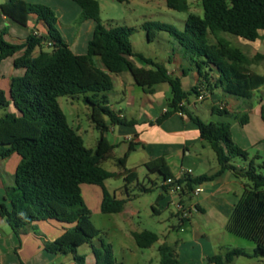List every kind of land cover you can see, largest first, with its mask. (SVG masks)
Wrapping results in <instances>:
<instances>
[{
  "label": "trees",
  "instance_id": "1",
  "mask_svg": "<svg viewBox=\"0 0 264 264\" xmlns=\"http://www.w3.org/2000/svg\"><path fill=\"white\" fill-rule=\"evenodd\" d=\"M71 1L81 8L83 21L95 23L85 55L75 54L62 39L56 28L58 18L50 7L24 0H7L1 5L2 14L15 23L27 26L35 16L48 30L47 38L30 34L21 44L7 42L5 30L0 32V65L23 53L15 60V67L26 71L23 76L11 80L9 96L0 89V111L6 112L0 117V157L7 159L14 154L21 157L15 185L6 189L11 209L5 205L0 207V214L7 219L13 232L16 235L31 230L39 233L35 223L46 220L74 225L57 240L46 242L45 250L53 254H73L76 264H85V255L78 251L89 245L96 264H122L116 259L112 245L105 243L92 223L82 186L101 187L100 210L103 214H120L129 202V199L116 198L107 189L105 182L122 173L110 172L103 168V164L114 158L116 148L105 136L110 126L134 124L121 120L109 107L108 94L114 89L113 76L131 71L133 67L129 58H137L148 67L133 71L137 86L146 93H153L154 87L160 84H168L171 88L168 110L157 122L161 124L183 112L198 127L200 138L211 146L219 164V170L212 175H185L181 179H175L164 157L151 160L144 167L150 174L159 176L162 195L179 185L181 197L191 196L196 187L215 180L226 171H231L238 180H247L226 229L252 242L255 251L248 254L234 248L210 257L209 263L232 264L241 256L264 259V173L259 172L263 167L255 164L259 156L250 160L249 152L233 141L230 123L204 122L188 107L189 99L192 96L197 98L201 88L208 94L221 88L229 97L246 100L264 87V76L253 72L247 55L225 37L231 35L250 42L260 39L264 31V0H200L204 10L202 17L190 12L187 0H166L170 9L188 13L184 30L180 32L151 22L143 25L150 42L156 38L151 27L169 32L181 46L185 59L191 66H196L202 80L199 86L189 91L183 89L181 79L170 74L166 66L134 51L131 38L135 29L106 27L100 18L99 1ZM46 42L52 44L48 51L42 50ZM37 48L41 51L35 55ZM210 68L219 75L215 82L210 79ZM78 95H84V102L91 110V120L101 132L95 149L85 146L83 138L68 124L59 105V98ZM11 104L18 114L7 113ZM212 113L219 117L238 118L217 106L213 107ZM240 122L246 123L243 119ZM134 149L135 145L130 143V152ZM128 158L129 153L117 159L118 165L124 169L126 192L138 180L136 170L126 168ZM237 159L247 166H236L233 162ZM169 180L173 183L169 184ZM140 191L148 193L153 188L142 186ZM132 236L141 249H149L159 241L156 233L147 230L134 232ZM159 251L160 264H180L174 247L163 243Z\"/></svg>",
  "mask_w": 264,
  "mask_h": 264
},
{
  "label": "crops",
  "instance_id": "2",
  "mask_svg": "<svg viewBox=\"0 0 264 264\" xmlns=\"http://www.w3.org/2000/svg\"><path fill=\"white\" fill-rule=\"evenodd\" d=\"M6 1L0 0V32L3 30L5 23L11 26L13 29L12 35L5 36L9 40H13L11 43H24L30 34L48 37L45 23L38 21L35 16L29 20L27 26H21L4 16L1 12V5ZM162 1L166 2V0ZM187 1L190 5V12L202 17L204 10L201 11L199 8L200 4L198 1L200 0ZM64 3L66 4L65 1ZM66 5L74 10L75 13L80 14L81 10L75 9L70 4ZM64 19L65 17L62 19L58 18V22L61 23ZM87 22L90 25L87 27L88 40L85 54H87L88 42L91 40L95 30V23L93 21ZM67 23L66 43L75 54L85 55L78 51L82 35L81 31L77 44L74 47L71 42L75 36V33L74 35L72 33L73 30L75 32V28L71 27V19ZM225 37L247 55L251 61V70L264 76V31L261 32V38L254 42L234 36L225 35ZM42 50L48 51L49 48L45 44ZM40 51L41 49L37 48L35 55H38ZM22 54L19 53L14 57L8 58L0 65V89L4 90L7 96L10 94L11 80L14 77L23 76L26 72L25 69L15 67V60ZM129 61L132 64V70L113 76L114 89L110 93L123 94L124 98L120 102L132 108V113H130L131 118L128 119L122 107L111 103L109 96L108 100L110 109L121 120L133 122L134 124L110 126L109 131L105 134L112 145L122 149L124 156L129 153L126 168H128L132 153L143 150L147 155L142 163L143 166L151 160L164 157L175 179H181L185 175L197 177L216 173L219 170L217 156L216 154L212 156L208 147L212 151L213 149L207 142L202 141L198 127L192 123L187 115L180 116L176 113L161 124L157 122L163 113L168 110V100L171 97L170 86L168 84H160L154 87L153 93H146L141 87L136 85L133 71L147 69L148 67L137 58H129ZM167 69L170 74L181 79L185 91L199 86L202 80L198 75L197 69H194L186 60L179 56H176L174 59L170 57ZM209 74L212 82H215L219 77L218 73L212 68H210ZM138 87L143 91V96L139 101L135 96ZM199 105L205 110H210L211 113L213 107L217 106L230 114L238 116L237 119L233 118L236 124H231V134L233 141L243 150L249 151L251 149L264 148V87L255 91L251 99L246 100L229 97L224 94L221 88H216L204 102H198L197 98L193 102H191V98L189 99L188 107L191 113L192 107L200 110V108L198 109ZM5 113V111H1L0 117L4 116ZM7 113L18 114L12 104L8 108ZM241 119L246 121L244 125L240 122ZM130 143L135 145V149L131 152L129 150ZM117 159L118 157L114 151V158L111 160L118 165ZM20 162L21 157L17 154L7 159L0 157V207L5 205L8 209H11V203L6 199V189L15 185V174ZM235 162L236 160L233 163ZM243 164V166L237 164L236 166L245 168L247 163L243 162ZM158 180L159 184L150 180V182H153L151 188L156 186V188L160 189L161 181L159 176ZM198 187L203 189V192L198 196L181 197L178 194L179 198L177 202H175L174 198L175 193L169 192L166 195H162L161 193L160 196L163 197L159 200V206L162 209L170 208L171 206L176 208L173 215L178 219L179 231L186 232L189 229L188 227H190L189 240L175 239L174 246L168 243L166 239L163 243H167L175 248L177 258L181 264H210V257L218 253H226L228 250L234 248L242 249L248 254H253L255 245H244L242 242H239V239L243 238L229 233L226 229L234 206L244 193V183L236 179L231 171H226L215 180ZM127 195L129 202L124 212L119 214L121 217L127 212L128 206L132 203V197H129L128 191ZM115 197L117 198V195ZM186 198L191 201L187 209L184 204ZM120 199L125 198L122 197ZM98 200L101 208V193L98 194ZM179 204L187 210L188 216L185 217L184 213L178 210ZM35 225L39 233L31 230L27 233L16 235L7 219L0 214V264H76L73 254H53L45 250L46 242L57 240L74 225H68L56 220L40 221L35 223ZM129 233L132 236L134 232L130 231ZM167 236L170 237V235ZM85 246H88V250L83 253L86 257L85 264H96L92 248L89 245ZM78 253L80 254L79 251ZM232 264H264V259L241 256L236 257Z\"/></svg>",
  "mask_w": 264,
  "mask_h": 264
},
{
  "label": "rangeland",
  "instance_id": "3",
  "mask_svg": "<svg viewBox=\"0 0 264 264\" xmlns=\"http://www.w3.org/2000/svg\"><path fill=\"white\" fill-rule=\"evenodd\" d=\"M24 1L31 4L48 6L54 10L57 18L62 19L65 17L64 21L61 23L57 22L56 24V28L65 42L67 40L65 34L68 31L67 21L71 19V27L75 28V32L74 30L72 32L73 35L75 33V36L72 38L71 43L75 47L81 31L82 35L79 41L80 47L78 51L79 53H86L88 40L87 27L90 23L82 20V11H80V14H77L74 10L70 9L68 5H66L70 4L75 9L81 10L77 4L73 3L71 0ZM98 1L101 8L100 18L106 27L128 26L135 29L131 41L136 53L143 54L145 57L151 58L166 67L169 66L170 57L174 59L176 56L181 57L186 60L189 65H191L183 56L182 48L178 41L169 32L161 30L157 26L151 27L152 31L156 33V38L150 42L147 38V32L143 29V25L145 23L151 22L156 25H167L182 32L188 19V13L172 10L167 6L166 2L162 0ZM198 2L200 4L199 8L203 11L201 2ZM3 30H5L6 36L12 35L13 29L7 23L4 24ZM5 39L9 43L13 41L9 40L8 37H5ZM192 67L196 69V66L193 65ZM108 96L110 102L118 107H122L124 112L127 114L128 119H130L132 108L120 102V100L124 98L123 94L112 92ZM135 96L139 101V99L143 96L141 88L138 87L136 89ZM194 100H196V98L195 96H192L191 102ZM59 105L67 118L68 124L83 138L85 146L89 149H95L97 147L98 140L101 137V132L96 128L95 124L91 120V110L84 102V95H78L76 97H61L59 98ZM199 108L200 110H196L192 107L191 111L195 116H199L206 122H227L232 125L236 124V121L231 117H219L212 114L210 110L203 109L200 105L198 106V109ZM208 148L212 156H215L214 151H212L210 147ZM248 152L250 160L259 156L258 159H255V164L257 167H263L259 170V172L264 173V148L251 149ZM115 153L118 158L124 157L122 149L119 147L116 148ZM146 157V152L143 150L132 153L127 169H135L138 173V180L128 187L129 197H132V203L128 206V210L124 213L123 217L119 214L107 215L101 213L100 202L98 200V194H102L101 187L91 185L82 186L83 198L85 204L91 211L92 223L100 231V237L105 241V243L112 245L116 259L122 264H160L161 254L159 247L165 239L173 246L175 239H190V227H188L189 229L186 232H180L178 229V219L173 215L176 208L171 206L170 208L162 209L159 206V198L162 193L159 188H156L155 186L153 191L148 193L140 191V187L142 186L151 188L153 186V182L159 184L158 175L150 174L142 165ZM243 162L244 161L241 159H237L234 164L243 166ZM103 168L111 172H122V174L118 177L107 180L105 185L110 193L117 195L118 199L122 197L127 199L128 195L125 187L126 182L124 180V170L113 160L105 162L103 164ZM150 180L153 182H150ZM241 181L244 185L248 183L245 179H241ZM174 198L175 202H177L179 198L178 194H174ZM190 203L191 201L186 198L184 201L186 209L189 207ZM146 230L156 233L160 237V241L155 243L152 248L141 249L138 247L133 236H131L129 232H143ZM167 235H170V237ZM95 242L98 243V241ZM239 242H242L246 246L254 245L252 242L244 239H239ZM87 250L88 246H85L81 248L79 252L83 255L84 251Z\"/></svg>",
  "mask_w": 264,
  "mask_h": 264
},
{
  "label": "built area",
  "instance_id": "4",
  "mask_svg": "<svg viewBox=\"0 0 264 264\" xmlns=\"http://www.w3.org/2000/svg\"><path fill=\"white\" fill-rule=\"evenodd\" d=\"M35 35L37 36V34H35ZM46 45H47L49 48H51V46H52V44H51L50 42H46ZM199 91H200V93H199V96L197 97V101H198V102H204V101L207 99V97L209 96V94L205 91L204 88H201ZM178 114H179L180 116H184V115H185L183 112H178ZM168 183L171 184V183H173V181H172V180H169ZM180 191H181V187H180L179 185H176V186H174V187L171 188L170 193H172V194H174V193H175V194H179ZM202 192H203V189L200 188V187H197V188L192 192V196H198V195H199L200 193H202ZM178 210H179L180 212H183L185 217L189 215V214L187 213V210H185V208H183L180 204L178 205Z\"/></svg>",
  "mask_w": 264,
  "mask_h": 264
}]
</instances>
